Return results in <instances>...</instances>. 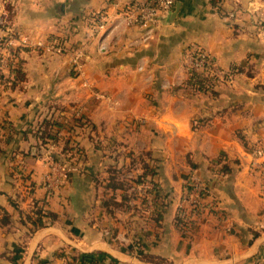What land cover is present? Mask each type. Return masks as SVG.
Listing matches in <instances>:
<instances>
[{
    "label": "crops",
    "instance_id": "obj_1",
    "mask_svg": "<svg viewBox=\"0 0 264 264\" xmlns=\"http://www.w3.org/2000/svg\"><path fill=\"white\" fill-rule=\"evenodd\" d=\"M133 1L6 6L22 35L64 45L61 53L26 46L24 79L0 87V264H82L81 253L99 264H264V171L252 155L264 149V0H177L173 20L145 45L128 47L139 31L124 29L121 42L98 52L88 14L105 7L113 19ZM192 46L232 69L233 80L192 91ZM68 140L77 157H63ZM51 170L59 184L48 195ZM143 173L155 191L140 187ZM193 176L207 194L196 193ZM184 194L196 202L180 218Z\"/></svg>",
    "mask_w": 264,
    "mask_h": 264
},
{
    "label": "built area",
    "instance_id": "obj_2",
    "mask_svg": "<svg viewBox=\"0 0 264 264\" xmlns=\"http://www.w3.org/2000/svg\"><path fill=\"white\" fill-rule=\"evenodd\" d=\"M14 1L0 0V27L5 32V35L0 41V85H3V80L11 76V69L15 67L17 61L16 50L26 48V46H35L44 47L47 52L61 53L64 45L63 39L59 37H51L49 40L47 39V42L37 38L31 43L32 40L22 35L7 18L5 12L6 5ZM176 2L177 0H135L122 6L113 19L110 18L106 8L103 7L98 11H92L88 14L86 31L89 37L96 39L97 51L106 53L113 45L121 42L124 34L122 35L120 31L124 29H137L139 35L129 40L126 45L128 47L138 48L153 38ZM82 56V49L78 48L74 50L71 56V64L79 67V60ZM186 67L188 70L207 72L219 80H222L224 77H230V71L226 72L217 68L214 60L198 47L190 49L186 58ZM3 69L6 70L4 71ZM143 69L144 65L139 63L137 65V71H143ZM77 151L80 152V150ZM252 155L254 158L253 165L258 166L264 171V149L258 145L253 148ZM50 163L51 165H55L53 164V159H51ZM50 175L51 173L45 174L44 176V186L48 195L52 194L54 183L59 184L58 179L54 180V183L51 182ZM192 179L196 193L207 194L208 190L205 183H202L194 176ZM138 183L141 185V188L145 189L146 193L147 191H155V183L151 180H143ZM181 202V213L186 214L193 208L192 206L195 204L196 199L195 197L184 194L182 195Z\"/></svg>",
    "mask_w": 264,
    "mask_h": 264
},
{
    "label": "trees",
    "instance_id": "obj_3",
    "mask_svg": "<svg viewBox=\"0 0 264 264\" xmlns=\"http://www.w3.org/2000/svg\"><path fill=\"white\" fill-rule=\"evenodd\" d=\"M22 50H25V49L16 50V53H17L16 65H15V67H13L11 69L13 74L16 73V74H14L15 78L12 77V79L10 78L9 80H6L4 82L5 85L10 84L11 86H14L16 84V78H17V80L18 79L19 80L24 79V72L22 69L23 61L20 57V52ZM185 83H186V86H189L191 88V90L194 92L207 93V91H210L211 93H214V88L219 83V80H217L216 77L209 75L207 72H197V71H193V70H188L187 79H186ZM51 125H53V123ZM56 125H58V124H56ZM58 126H60V125H58ZM48 137H49V135H48ZM67 142H68V144L74 143L72 140H68ZM79 153L81 154V151ZM146 175H147L146 173H143L141 176L137 177V179L140 180L141 178H143ZM1 211H4V210L0 207V212ZM41 216L50 217L51 213H49L47 211L43 212L42 214L39 213L37 219L32 221L34 226H37V227L43 226ZM7 218H8L7 215L5 214V212H3L2 219L6 220ZM178 220L180 221V219H178ZM80 258L82 259V264H99V259L97 258V256L94 253H81ZM146 259L158 262L157 260H155V258L153 256H147Z\"/></svg>",
    "mask_w": 264,
    "mask_h": 264
},
{
    "label": "rangeland",
    "instance_id": "obj_4",
    "mask_svg": "<svg viewBox=\"0 0 264 264\" xmlns=\"http://www.w3.org/2000/svg\"><path fill=\"white\" fill-rule=\"evenodd\" d=\"M15 2H16V0H15ZM58 3H60V2H58ZM7 5H10V4H7ZM6 5V6H7ZM56 5V6H55ZM11 6V5H10ZM53 6V5H52ZM54 7V8H53ZM52 8H53V11H57V12H63L62 10H63V6H62V4L59 6V4H54V6H53ZM30 39V38H29ZM35 39V38H34ZM34 39L32 38V42L31 43H33L34 42ZM0 41H1V39H0ZM192 47H194V46H192ZM23 49H26V48H23ZM20 54H21V52H20ZM208 54V53H207ZM209 55V54H208ZM210 56V55H209ZM211 57V56H210ZM212 59H213V57H211ZM214 60V59H213ZM4 70V69H3ZM6 70V69H5ZM4 70V71H5ZM227 71H230V77L228 78V77H224V78H222V80H219V79H217V80H219V83L220 82H222V83H225V82H231L232 80H233V76H234V72H233V70L232 69H230V70H226V72ZM231 71H232V74H231ZM7 72V71H6ZM10 78L12 79V73H11V76H10ZM10 78H8V79H6V80H9ZM6 80H3L2 81V84L3 85H0V87L1 86H4L5 84H4V82L6 81ZM219 84H217L215 87H217ZM210 94L211 92L210 91H207V93H204V94ZM0 126H1V123H0ZM39 126V125H38ZM41 126V125H40ZM40 140H42V138L40 139ZM74 143H72V144H68V142L67 143H65V147H64V150H66L67 152L66 153H63V157H65V159H67L66 158V156H65V154L68 156V157H72V156H78V155H80V153L77 151V150H80V147H79V145L76 143V141L75 140H72ZM253 150V149H252ZM81 151V150H80ZM64 152V151H63ZM45 155H46V157H47V161H49V163L51 162V159H53V160H58V161H60V162H62L63 164H64V172H65V169H66V167H65V162L61 159V158H59L58 157V155H57V153L55 154L54 153V155L56 156V158L55 157H53V154H52V152H48V151H45ZM61 164V163H60ZM52 172V170L51 171H48L46 174H49V173H51ZM135 180V177H133V181ZM143 180H145V178L144 179H140V181H143ZM128 183V182H127ZM130 185V183L128 184V186ZM124 186V185H123ZM124 188L127 190L128 188H126V186H124ZM136 191V190H135ZM134 192V191H133ZM133 192L130 190V195H131V193L133 194ZM137 192V191H136ZM138 196V195H137ZM143 197H148L147 195H142ZM144 199L143 201H139L138 203H140V206H143V204H145L146 202H147V200L148 199ZM182 215L184 216V214H181V216H179L180 218L182 217ZM179 218V219H180ZM179 222H182V220L180 219V221ZM184 222V221H183ZM183 222H182V225H183ZM186 223V222H185Z\"/></svg>",
    "mask_w": 264,
    "mask_h": 264
},
{
    "label": "water",
    "instance_id": "obj_5",
    "mask_svg": "<svg viewBox=\"0 0 264 264\" xmlns=\"http://www.w3.org/2000/svg\"><path fill=\"white\" fill-rule=\"evenodd\" d=\"M175 6H176V7L178 6V2H176ZM176 9H177V8H176ZM174 15H175V10H171V11L167 14V16H166L164 22H166V23H170V22L173 20Z\"/></svg>",
    "mask_w": 264,
    "mask_h": 264
}]
</instances>
